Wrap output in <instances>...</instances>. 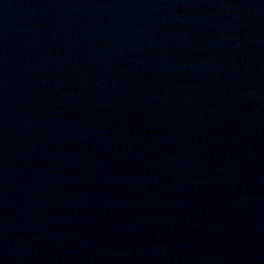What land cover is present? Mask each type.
<instances>
[{"label": "water", "instance_id": "water-1", "mask_svg": "<svg viewBox=\"0 0 264 264\" xmlns=\"http://www.w3.org/2000/svg\"><path fill=\"white\" fill-rule=\"evenodd\" d=\"M0 264H264V0H0Z\"/></svg>", "mask_w": 264, "mask_h": 264}]
</instances>
